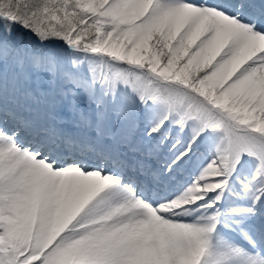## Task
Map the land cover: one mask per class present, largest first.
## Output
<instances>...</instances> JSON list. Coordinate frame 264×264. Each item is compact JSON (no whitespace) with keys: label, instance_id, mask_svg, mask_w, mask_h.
Returning a JSON list of instances; mask_svg holds the SVG:
<instances>
[{"label":"snow or ice","instance_id":"obj_1","mask_svg":"<svg viewBox=\"0 0 264 264\" xmlns=\"http://www.w3.org/2000/svg\"><path fill=\"white\" fill-rule=\"evenodd\" d=\"M0 264H264V0H0Z\"/></svg>","mask_w":264,"mask_h":264}]
</instances>
